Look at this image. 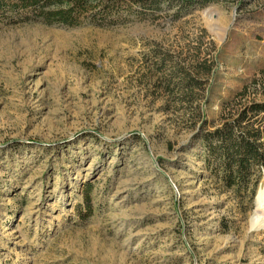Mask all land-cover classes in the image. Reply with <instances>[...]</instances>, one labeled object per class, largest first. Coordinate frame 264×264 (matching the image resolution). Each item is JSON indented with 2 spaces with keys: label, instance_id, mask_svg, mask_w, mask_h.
Masks as SVG:
<instances>
[{
  "label": "rangeland",
  "instance_id": "1",
  "mask_svg": "<svg viewBox=\"0 0 264 264\" xmlns=\"http://www.w3.org/2000/svg\"><path fill=\"white\" fill-rule=\"evenodd\" d=\"M263 101L264 0L0 21V264H264L263 174L226 188L198 139Z\"/></svg>",
  "mask_w": 264,
  "mask_h": 264
},
{
  "label": "trees",
  "instance_id": "2",
  "mask_svg": "<svg viewBox=\"0 0 264 264\" xmlns=\"http://www.w3.org/2000/svg\"><path fill=\"white\" fill-rule=\"evenodd\" d=\"M243 0H0V21L20 13L31 14L47 24L79 27L85 23L104 25L121 15H138L173 11L178 19L196 7ZM181 80L180 91L191 90L193 78ZM187 95V94H186ZM185 97V96H184ZM198 139L204 150V162L226 188L249 184L252 176L264 173V101L244 106L229 121L213 132L201 129ZM83 202L91 216L88 194ZM81 214H79L80 216Z\"/></svg>",
  "mask_w": 264,
  "mask_h": 264
},
{
  "label": "bare ground",
  "instance_id": "3",
  "mask_svg": "<svg viewBox=\"0 0 264 264\" xmlns=\"http://www.w3.org/2000/svg\"><path fill=\"white\" fill-rule=\"evenodd\" d=\"M208 13L209 11H205L204 15L207 16ZM258 192L259 195L256 199L257 211L251 220V228L264 231V177Z\"/></svg>",
  "mask_w": 264,
  "mask_h": 264
},
{
  "label": "water",
  "instance_id": "4",
  "mask_svg": "<svg viewBox=\"0 0 264 264\" xmlns=\"http://www.w3.org/2000/svg\"><path fill=\"white\" fill-rule=\"evenodd\" d=\"M263 177H264V173H263ZM258 191H259V190H258ZM258 195H259V192H258L257 195H256L255 203H256V199H257Z\"/></svg>",
  "mask_w": 264,
  "mask_h": 264
}]
</instances>
